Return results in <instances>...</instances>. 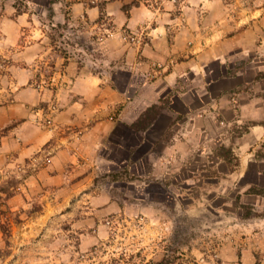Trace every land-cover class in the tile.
Wrapping results in <instances>:
<instances>
[{
	"label": "crops",
	"instance_id": "0c3cea01",
	"mask_svg": "<svg viewBox=\"0 0 264 264\" xmlns=\"http://www.w3.org/2000/svg\"><path fill=\"white\" fill-rule=\"evenodd\" d=\"M262 146L264 0H0V182L14 181L13 211L35 195L41 212L74 196L106 208L96 177L147 164L138 176L160 184L185 171L264 190ZM239 223L254 233L242 260L264 264V215Z\"/></svg>",
	"mask_w": 264,
	"mask_h": 264
},
{
	"label": "rangeland",
	"instance_id": "374dc122",
	"mask_svg": "<svg viewBox=\"0 0 264 264\" xmlns=\"http://www.w3.org/2000/svg\"><path fill=\"white\" fill-rule=\"evenodd\" d=\"M257 153L264 158V146ZM151 168L136 166L131 177L123 168L100 174L94 188L109 193L101 199L106 208L74 196L59 206L62 213L41 212V195L22 199L13 211L7 195L14 181L0 182L6 193L0 194V264H246L240 239L254 233L239 222L264 215V200L255 211L256 191L264 190L186 180L185 171L182 180L162 184L138 176ZM7 218L9 241L1 231Z\"/></svg>",
	"mask_w": 264,
	"mask_h": 264
},
{
	"label": "trees",
	"instance_id": "16d2710c",
	"mask_svg": "<svg viewBox=\"0 0 264 264\" xmlns=\"http://www.w3.org/2000/svg\"><path fill=\"white\" fill-rule=\"evenodd\" d=\"M167 106H168V98L166 99L162 98L160 102L155 103L152 106L148 107L131 127L135 129V131H139V132L147 129L149 126L153 125L155 120H157L160 117V114ZM223 150L224 148L220 149L219 152L226 157L230 158V154L234 155L230 149H227L226 153H224ZM8 197L9 194L7 195V198ZM4 213H5L4 211H0V214H4ZM16 221L19 222L20 219H18L17 217ZM10 222L11 221L7 218L6 222L2 223L1 225V231L3 233V236L8 241L10 236V226H9ZM157 264H165V261L160 260L157 262Z\"/></svg>",
	"mask_w": 264,
	"mask_h": 264
},
{
	"label": "built area",
	"instance_id": "2783aa9c",
	"mask_svg": "<svg viewBox=\"0 0 264 264\" xmlns=\"http://www.w3.org/2000/svg\"><path fill=\"white\" fill-rule=\"evenodd\" d=\"M53 110H55V107H50V112L52 113ZM49 112V115H50ZM42 124L46 125V126H51L53 124V118L52 116H44V114H42Z\"/></svg>",
	"mask_w": 264,
	"mask_h": 264
}]
</instances>
